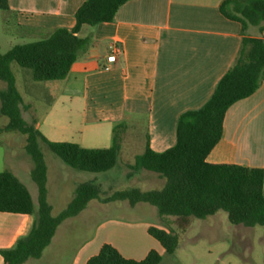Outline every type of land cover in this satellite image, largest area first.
<instances>
[{
    "label": "crops",
    "instance_id": "1",
    "mask_svg": "<svg viewBox=\"0 0 264 264\" xmlns=\"http://www.w3.org/2000/svg\"><path fill=\"white\" fill-rule=\"evenodd\" d=\"M85 1L8 0L6 12L22 38L33 40L28 44L46 39L55 29H72L75 14ZM224 1L132 0L119 9L113 22L82 27L79 35L89 39L88 48L65 80L45 84L47 109L40 118L33 115L31 121L51 142L71 143L77 137L81 147L90 149L111 147L114 126L124 123L118 164L128 170L144 153L147 142L158 153L172 148L180 116L208 102L238 57L242 27L221 13ZM247 34L264 38V32L255 27H250ZM113 42L121 46L122 52L116 63H109V45ZM22 79L26 94L31 96L39 83L32 80V75L24 74ZM33 107L34 103L24 100L23 109ZM140 123H146L142 134ZM207 161L264 170V79L255 94L227 111L223 137ZM31 172L32 184L11 173L27 186L38 209L39 190ZM148 175L143 174V179ZM108 181L111 188L115 186L110 178ZM49 186L48 171V190ZM97 203V209L108 205ZM141 204L129 205L136 209ZM34 222L35 216L0 212V250L14 247L18 239L30 233ZM61 225L42 256L24 264H86L104 244L137 260L144 259L151 250L161 254L158 242L147 232L150 223L100 225L93 238L70 253L67 244L55 242ZM110 229L140 235L145 244L132 243V249L125 250L119 241L105 238Z\"/></svg>",
    "mask_w": 264,
    "mask_h": 264
},
{
    "label": "trees",
    "instance_id": "2",
    "mask_svg": "<svg viewBox=\"0 0 264 264\" xmlns=\"http://www.w3.org/2000/svg\"><path fill=\"white\" fill-rule=\"evenodd\" d=\"M132 0H87L75 14L72 29L58 28L49 37L33 43L16 45L1 53L0 81L6 89L0 91L1 113L8 124L0 132H18L26 136V152L32 158L31 176L39 190V207L35 209L27 186L11 172H0V212L35 216L30 233L18 239L15 246L0 250L3 264H24L39 259L59 226L78 216L90 202L104 204L117 201L131 206L149 204L157 208L161 218L175 217L176 227L184 232L192 217L206 219L220 211L229 222L246 227L264 226V170L236 164H213L207 158L223 137L227 111L237 102L255 94L264 79V38L250 37L247 31L255 27L264 32V0H225L221 13L241 24L242 45L233 67L218 82L208 102L200 109L188 111L179 118L176 144L161 153L151 149L138 156L132 171H148L166 179L162 190L142 191L129 188L103 197L93 183L81 184L76 196L58 216H53L49 203L48 166L41 145L74 170L88 173H106L113 170L121 154L124 123L113 128L109 148H84L70 142H51L37 128L36 122H27L22 113L24 99L16 84L11 65L16 63L29 70L36 83L65 80L81 53L89 46V39L80 37L84 26L95 27L111 23L119 9ZM0 10L9 11L8 0H0ZM148 234L173 255L179 244L177 231L149 227ZM163 256L151 250L141 260L125 257L115 246L104 244L99 253L86 264H161Z\"/></svg>",
    "mask_w": 264,
    "mask_h": 264
},
{
    "label": "rangeland",
    "instance_id": "3",
    "mask_svg": "<svg viewBox=\"0 0 264 264\" xmlns=\"http://www.w3.org/2000/svg\"><path fill=\"white\" fill-rule=\"evenodd\" d=\"M252 30L253 33H256V29L252 28ZM27 41L33 40L23 39L17 26H14L9 13L0 10L1 53H7L14 46L25 44ZM11 69L16 78L17 88L24 100L34 103L32 110L22 108L24 119L31 123L33 115L35 118H40L47 109V91L44 88L47 83H36L37 89L33 91L31 96L27 95L28 90L24 87L25 83L22 76L27 74L31 77V72L21 68L16 63L11 65ZM5 89L6 84L0 81V91ZM8 121V118L1 113L0 101V129L4 128ZM145 125L146 123H140L141 134ZM76 139L77 137H75V142L71 143H81ZM26 144V136L18 132H0V172H14L26 183L32 184L30 172L33 168V161L26 152ZM41 150L48 166L50 176L49 203L53 207L52 214L55 217L67 208L76 196L78 186L84 183L101 185L103 197L129 188H138L145 192L162 190L166 184V179L161 178L156 173L145 170L138 173L128 170L121 164L106 173L80 172L66 165L44 144L41 145ZM143 174H149L150 177L143 179ZM140 176L142 180L139 179ZM109 178L115 183L112 188L108 181ZM97 206V201H93L87 210L79 216L62 224L58 230L56 244H67V253H70L93 238L100 225L150 223L153 227L166 231L175 230L179 236L178 248L173 255L166 254L157 243L163 256L161 264H264V226H234L229 222L228 215L224 211L206 219L192 217L188 229L180 232L177 230L175 217L161 218L157 208L149 204L142 203L136 209H132L128 202L123 201L109 203L106 207H99V209ZM105 238L111 241H119L121 247L129 251L132 249L130 247L132 243L140 246L145 244L140 235L131 236L119 230H107Z\"/></svg>",
    "mask_w": 264,
    "mask_h": 264
},
{
    "label": "built area",
    "instance_id": "4",
    "mask_svg": "<svg viewBox=\"0 0 264 264\" xmlns=\"http://www.w3.org/2000/svg\"><path fill=\"white\" fill-rule=\"evenodd\" d=\"M122 52V48L119 44L113 42L109 45V53L107 60L109 63H116L117 56Z\"/></svg>",
    "mask_w": 264,
    "mask_h": 264
}]
</instances>
